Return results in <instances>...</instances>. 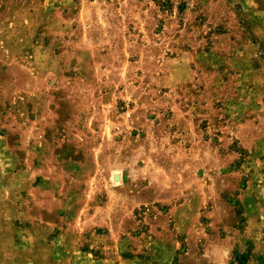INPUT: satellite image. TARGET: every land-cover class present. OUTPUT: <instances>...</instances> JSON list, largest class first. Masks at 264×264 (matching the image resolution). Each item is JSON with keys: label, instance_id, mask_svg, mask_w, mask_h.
<instances>
[{"label": "rangeland", "instance_id": "374dc122", "mask_svg": "<svg viewBox=\"0 0 264 264\" xmlns=\"http://www.w3.org/2000/svg\"><path fill=\"white\" fill-rule=\"evenodd\" d=\"M0 230L16 264H264V0H0Z\"/></svg>", "mask_w": 264, "mask_h": 264}, {"label": "crops", "instance_id": "0c3cea01", "mask_svg": "<svg viewBox=\"0 0 264 264\" xmlns=\"http://www.w3.org/2000/svg\"><path fill=\"white\" fill-rule=\"evenodd\" d=\"M4 222L9 223V220L4 221ZM1 232L2 231L0 230V264H2V260L5 259V257L6 258L7 257H13V259L11 261H9V264H16V261L14 260V258H16L19 255L24 256V254L26 253V250H25L26 248L24 246H22L19 241L15 240L13 238H11V240H10V238H8V236H6L5 234L2 235ZM58 239H60V236L54 238V241H53V244H54L53 249L54 250L57 248L56 247L57 242L59 243ZM49 251H50V249H49ZM8 254H10L11 256H8Z\"/></svg>", "mask_w": 264, "mask_h": 264}]
</instances>
